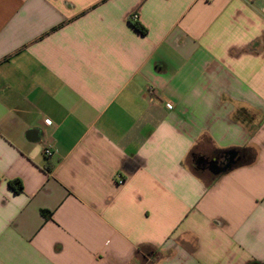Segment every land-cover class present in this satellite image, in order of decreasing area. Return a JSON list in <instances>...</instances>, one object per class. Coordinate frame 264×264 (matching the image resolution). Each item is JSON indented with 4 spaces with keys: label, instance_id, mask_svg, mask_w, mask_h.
Here are the masks:
<instances>
[{
    "label": "crops",
    "instance_id": "0c3cea01",
    "mask_svg": "<svg viewBox=\"0 0 264 264\" xmlns=\"http://www.w3.org/2000/svg\"><path fill=\"white\" fill-rule=\"evenodd\" d=\"M252 262L264 0H0V264Z\"/></svg>",
    "mask_w": 264,
    "mask_h": 264
},
{
    "label": "water",
    "instance_id": "95a60500",
    "mask_svg": "<svg viewBox=\"0 0 264 264\" xmlns=\"http://www.w3.org/2000/svg\"><path fill=\"white\" fill-rule=\"evenodd\" d=\"M224 162L221 165H217L215 161L212 162L213 167L210 169V172L217 176L226 171L231 170L234 166H236L237 162L240 160L237 151L229 150L223 153Z\"/></svg>",
    "mask_w": 264,
    "mask_h": 264
},
{
    "label": "trees",
    "instance_id": "16d2710c",
    "mask_svg": "<svg viewBox=\"0 0 264 264\" xmlns=\"http://www.w3.org/2000/svg\"><path fill=\"white\" fill-rule=\"evenodd\" d=\"M132 26L137 29V31H139L140 33L142 34H145L146 33V29L140 25L138 22L134 21L131 23ZM242 152H248V153H251V151L249 152L248 150H243ZM250 160L252 159V156H253V153L250 154ZM241 164V163H240ZM9 185L16 191V192H19L21 190V184L19 181H11L9 182ZM250 264H259L257 262H252Z\"/></svg>",
    "mask_w": 264,
    "mask_h": 264
},
{
    "label": "flooded vegetation",
    "instance_id": "af4514ba",
    "mask_svg": "<svg viewBox=\"0 0 264 264\" xmlns=\"http://www.w3.org/2000/svg\"><path fill=\"white\" fill-rule=\"evenodd\" d=\"M215 161L217 165H221L224 162L223 157L220 156H215L213 158H209V159H202L200 158L199 161H197L199 163V168L203 169V170H210L213 167L212 162Z\"/></svg>",
    "mask_w": 264,
    "mask_h": 264
},
{
    "label": "built area",
    "instance_id": "2783aa9c",
    "mask_svg": "<svg viewBox=\"0 0 264 264\" xmlns=\"http://www.w3.org/2000/svg\"><path fill=\"white\" fill-rule=\"evenodd\" d=\"M130 20L132 22H134V21H136V17L135 16H132V17H130ZM43 149H44V155H45V157L50 158L52 156V154H53V152L51 151V149H52L51 148V145H47Z\"/></svg>",
    "mask_w": 264,
    "mask_h": 264
}]
</instances>
